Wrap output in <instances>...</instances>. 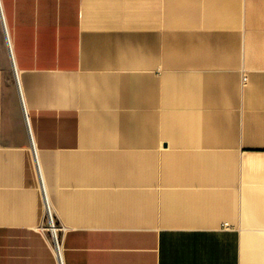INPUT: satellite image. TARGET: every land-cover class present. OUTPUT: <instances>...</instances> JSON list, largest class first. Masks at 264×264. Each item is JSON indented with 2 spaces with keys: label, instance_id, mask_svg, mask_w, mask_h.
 Returning <instances> with one entry per match:
<instances>
[{
  "label": "crops",
  "instance_id": "0c3cea01",
  "mask_svg": "<svg viewBox=\"0 0 264 264\" xmlns=\"http://www.w3.org/2000/svg\"><path fill=\"white\" fill-rule=\"evenodd\" d=\"M42 180L63 264H264V0H0V264Z\"/></svg>",
  "mask_w": 264,
  "mask_h": 264
},
{
  "label": "built area",
  "instance_id": "2783aa9c",
  "mask_svg": "<svg viewBox=\"0 0 264 264\" xmlns=\"http://www.w3.org/2000/svg\"><path fill=\"white\" fill-rule=\"evenodd\" d=\"M246 80V78L244 79ZM41 199L44 209V222L40 226V233L44 235L47 242L52 246L59 264L62 262V233L64 228L59 224L52 209L47 190L42 180Z\"/></svg>",
  "mask_w": 264,
  "mask_h": 264
}]
</instances>
